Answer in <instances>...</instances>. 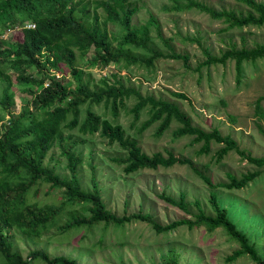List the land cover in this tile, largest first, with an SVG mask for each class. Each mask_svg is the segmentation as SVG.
<instances>
[{
  "label": "trees",
  "instance_id": "16d2710c",
  "mask_svg": "<svg viewBox=\"0 0 264 264\" xmlns=\"http://www.w3.org/2000/svg\"><path fill=\"white\" fill-rule=\"evenodd\" d=\"M236 1L244 3L247 10L216 9L200 0H186L184 4L174 5V8L195 7L222 19L228 27L264 23L263 1ZM98 8L103 11L102 17ZM136 10L137 6L131 5L130 0H0V264H32L38 260L46 264H79L72 257L64 254L51 256L39 248L31 249L24 257L13 247L15 231L39 236L64 211L68 212L69 217L58 224L63 231L75 226L90 228L103 223L112 224L123 232L124 225L134 219L150 223L157 232L180 224L189 227L204 225L208 230L221 226L229 237L238 242V247L226 257L228 260L247 254L257 264H264L255 243L229 217L226 207L218 202L212 189L217 186L240 188L253 179L259 170L244 172L239 177L228 172V180L214 182L208 174L192 165L188 157L176 155L171 150L166 154L159 150L146 153L136 138L125 134L120 122L102 116L93 108V103L103 101L109 105L112 117L116 118L126 98L134 95L136 100L130 108L133 120L139 117L141 109L149 105V116L142 121L138 132L158 120L155 133L160 135L174 119L179 122L174 135H191V142H202L198 152H208L211 141H215L221 143L216 150L217 160L234 149L255 165L264 166V155L245 152L231 134L221 133L218 127L205 130L192 124L190 117L177 103L141 93L133 86L126 85L116 72L111 73V81L103 78L102 85L90 82L86 67L104 68L121 60L126 65L139 61L150 66L154 58L166 56L181 58L187 66L188 55L174 50L169 39L162 37L158 20L152 13L144 23H131ZM108 22L117 24L121 32L110 33ZM151 26L162 37L169 51L164 53L150 44ZM14 28L22 30V37L16 39L10 36L12 44L4 45L5 39L1 35ZM127 45L141 47L149 54L145 57L131 53ZM54 48L63 68L60 73L51 71L46 58ZM202 51L205 58L196 68L226 63L232 59L236 79L240 81L243 61L264 58V42L254 41L250 46L230 43L219 54L212 53L205 46ZM83 55H86L87 61L78 64L79 56ZM30 66L35 67V73L29 71ZM7 68L15 72V79L23 84L21 90L29 94L27 101L16 112L13 110L15 92ZM173 94L186 98L181 91H173ZM262 99L264 94L256 98L255 112L264 119V109L259 104ZM74 127L82 135L98 132L108 143L117 142L125 153L113 158L124 164L126 173L144 167L188 163L211 188L209 200L215 212H204L196 202L199 210L193 214V218L181 217L165 224L155 220L150 213L139 210L117 215L102 199L94 178L90 189L81 185L78 166L82 157L74 146L85 141L86 137L74 139L70 133H64V129ZM54 145L58 146L59 153L66 159L67 173L56 171L45 161L47 152ZM42 183L48 184L49 192L54 188L60 189V196L50 202L36 199L34 196L37 197ZM159 196L184 210L188 209L183 192L178 198L164 191ZM161 264H176V257L162 256Z\"/></svg>",
  "mask_w": 264,
  "mask_h": 264
},
{
  "label": "rangeland",
  "instance_id": "374dc122",
  "mask_svg": "<svg viewBox=\"0 0 264 264\" xmlns=\"http://www.w3.org/2000/svg\"><path fill=\"white\" fill-rule=\"evenodd\" d=\"M186 0H130L137 10L132 15L131 23H144L149 14L158 20L160 33L168 38L172 48L188 55L187 66L181 58L159 56L154 58L150 66L144 62L126 65L123 60L104 68L86 67L91 83L102 85V79L113 80L111 73L116 72L126 85H131L143 94L163 97L179 105L190 117L192 124L205 130L218 127L221 133L231 134L240 148L252 155H264V119L255 112L256 98L264 94V58L254 61H243L240 81L236 79L234 61L197 65L205 58L202 47L212 53L219 54L230 43L250 46L254 41L264 42V23L262 25H245L228 27L227 23L214 18L207 12L195 7L174 8L176 4H184ZM216 9L231 8L245 12L247 6L236 0H200ZM263 1L264 0H260ZM101 17L103 11L97 10ZM91 13V10H90ZM110 33L121 32L117 24L107 23ZM150 44L163 51H169L162 37L157 35L153 26L150 28ZM11 38L22 37V30L14 28L1 35L4 45L12 44ZM116 41L113 40V44ZM131 53L148 56L141 47L126 46ZM51 71H63L58 52L54 48L46 55ZM87 61L86 55L79 56L78 64ZM29 71L35 73V67ZM11 74L14 89L13 110L20 109L28 93L21 90L23 84L15 79V72L7 68ZM2 83L0 82V93ZM181 91L186 98L173 94ZM136 98L131 95L119 109L118 116L113 118L109 105L103 101L93 103L95 111L102 116L118 121L125 129V134L137 139L141 149L150 154L171 150L174 154L188 157L192 165L208 174L212 181L228 180L227 173L240 176L247 171L259 170V173L240 188H212L218 202L226 207L229 217L237 227L246 232L256 245L261 259L264 261V166H257L231 149L220 159H216V150L221 145L211 141L208 152H198L202 142H191V135L175 136L174 129L179 122L172 119L169 126L160 134L155 133L158 120L138 132V127L149 116V105L141 109L140 115L133 120L130 108ZM259 104L264 109V99ZM5 115V114H4ZM83 113L81 112L80 117ZM6 116V115H5ZM72 138L86 137L74 147L81 153L82 160L78 166L81 185L90 189L92 179L97 186L107 207L120 215L124 212L142 211L150 213L161 224L181 217L193 218L200 208L213 214L210 203V190L188 163H174L157 168H139L126 173L122 163L113 157L125 153L117 142L108 143L105 137L95 132L82 135L77 127L64 129ZM45 161L60 173H67L66 159L54 145L48 152ZM164 191L176 198L184 193L187 210L173 205L159 196ZM60 189L48 191V184L42 183L39 193L34 196L40 201H55L60 196ZM31 196V195H30ZM33 198V196H31ZM76 207H78L76 205ZM68 212L54 220L39 235H27L15 231L13 247L25 257L34 248L46 251L49 255L64 254L77 260L79 264H161L162 256H175L176 264H257L249 255H240L228 260L226 257L238 247V242L220 226L208 230L204 225L189 227L180 224L166 231L157 232L150 223L142 220H131L126 223L123 232L112 224H96L92 227H71L61 230L58 224L68 219ZM32 264H46L34 261Z\"/></svg>",
  "mask_w": 264,
  "mask_h": 264
}]
</instances>
